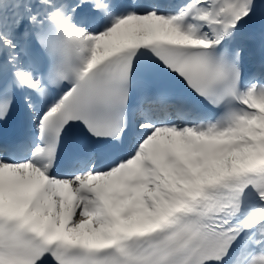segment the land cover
<instances>
[{"label": "snow or ice", "instance_id": "6c2138e0", "mask_svg": "<svg viewBox=\"0 0 264 264\" xmlns=\"http://www.w3.org/2000/svg\"><path fill=\"white\" fill-rule=\"evenodd\" d=\"M0 264H264V0H0Z\"/></svg>", "mask_w": 264, "mask_h": 264}]
</instances>
